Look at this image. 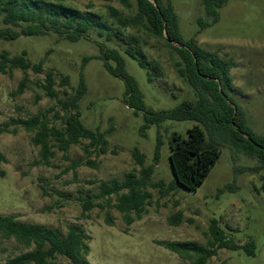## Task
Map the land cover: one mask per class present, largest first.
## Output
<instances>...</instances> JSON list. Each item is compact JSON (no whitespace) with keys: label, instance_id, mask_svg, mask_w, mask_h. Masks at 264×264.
<instances>
[{"label":"rangeland","instance_id":"374dc122","mask_svg":"<svg viewBox=\"0 0 264 264\" xmlns=\"http://www.w3.org/2000/svg\"><path fill=\"white\" fill-rule=\"evenodd\" d=\"M129 1L131 8L121 0L65 1L81 12L99 15L117 33L111 41L92 30L90 37L77 41L53 32L0 40V51L11 55L27 51L33 63L44 62L43 73L29 70L30 82L21 95L15 91L24 72L14 69L0 74V128L4 129L0 132V150L7 158L0 162V214H14L21 222L44 224L63 234L70 224L82 225L90 238L87 258L92 264H191L158 244V240L207 244L209 227L216 219L228 239L241 245L252 239L255 254L243 248H225L209 264H264V167L226 142L225 132L200 124L208 142L217 143L222 154L195 191L179 185L170 159L172 135L178 132L188 137V130L199 122L166 119L144 128L146 113H136L130 106L124 79L109 73L104 61L97 58L99 43L122 51L132 45L141 51L136 53L137 57L123 55L127 71L143 92L147 110H170L183 100L196 98L187 79L176 71L177 53L164 40L133 27L123 28V33L116 31L119 25L111 16L110 7L128 17L137 10L136 0ZM172 2L186 40L194 37L202 48L234 62L230 94L239 103L249 126L264 134V0H228L220 8L219 20L207 27L199 23V19L209 20L202 0ZM1 27L6 25L0 17ZM87 57L94 58L85 63ZM142 58L146 65L140 63ZM49 70L56 74L58 98L48 97L40 85ZM82 73L88 91L79 104L81 120L92 130L106 133L111 129L106 133L109 151L97 154L84 140L72 145L66 154L57 151L51 165L41 164L40 147L32 142L34 132L15 120L41 111L51 125L61 127L66 114L61 101L74 93ZM64 75L70 77V85L62 83ZM159 137L162 146L155 164ZM135 151L145 156L146 165L155 164L147 188L152 196L142 218L128 225L114 197L111 201L95 198L100 205L83 215V200L100 192L102 180H124L126 174L140 169ZM93 160L96 165L89 163ZM179 216L181 219L175 225L173 222ZM28 250L14 238L0 235V264ZM56 261L70 262L64 256H58Z\"/></svg>","mask_w":264,"mask_h":264},{"label":"trees","instance_id":"16d2710c","mask_svg":"<svg viewBox=\"0 0 264 264\" xmlns=\"http://www.w3.org/2000/svg\"><path fill=\"white\" fill-rule=\"evenodd\" d=\"M65 1L67 0H0L1 22L6 25L0 28V40H14L21 35H46L53 32L66 40L77 41L90 37L91 30L109 41L116 36L117 33L111 30L99 15L81 12L67 5ZM121 1L128 8L132 7L129 0ZM227 2L228 0H202L209 20L199 19L200 25L207 27L217 22L220 18V8ZM136 8L135 14L123 17L119 10L110 7L111 16L116 18L119 25L116 31L123 33V28L133 27L164 40L166 45L177 53L179 59L175 61L176 71L187 79L196 98L183 100L170 110H147L143 92L135 77L127 71L123 55L128 53L137 57L136 53L141 54V51L132 45L122 51L117 47L99 43L100 55L97 58L104 61L109 73L124 79L130 106L136 109V113L140 110L146 113L147 124L144 128L150 123L166 119H189L199 122L188 130V137L178 132L172 135L170 159L175 181L187 190L195 191L208 177L222 154L217 143L208 142L206 132L200 124L225 132L226 142L257 159L260 167H264V134L255 132L249 126L239 103L230 94L233 87L230 72L234 62L223 58L216 51L202 48L194 37L186 40L180 31L179 17L172 0H136ZM165 35L177 44L170 42ZM27 55V51L17 55L0 51V74L11 73L14 69L24 72V77L15 91L18 95L23 94L28 87L30 69L36 73L44 72V62L33 63ZM92 58L94 57L85 58V63ZM140 63L146 65L143 58ZM62 83L70 85V77L64 75ZM40 85L48 97H59L56 74L53 71L46 72ZM87 91L88 85L82 73L74 93L61 101L66 110L61 127L51 125L46 113L41 111L27 119L15 120L27 131L34 132L32 142L40 147L41 164L51 165V159L56 156L57 151L66 154L72 145L80 144L84 140L89 141L87 147L93 148L97 154H106L109 151L106 133L111 132V129L106 133L92 130L81 120L79 104ZM3 131L4 129L0 128V132ZM161 146L162 140L159 137L155 164L158 163ZM134 156L140 169L126 174L124 180H102L100 192L95 197L88 195V198L83 200V215L100 205L96 203L95 198L111 201L114 197L116 207L128 225L142 218L146 204L150 203L152 196L147 188L151 185L155 164L146 165L145 156L138 151L134 152ZM4 161H7V158L0 150V162ZM89 163L96 165L94 160ZM94 182L96 181L91 180V183ZM101 207H104L103 204ZM132 212L135 216L131 215ZM180 219V216L176 217L173 223L177 225ZM0 235L14 238L20 245L29 249L4 264H58V256L68 258V264H92L87 258L91 250L88 243L90 238L80 224H70L67 233L63 234L60 229L44 224L21 222L14 214H0ZM209 236L207 244L165 240H158L157 243L189 260L191 264H209L219 250L225 248H243L249 254H255V242L252 239L243 245L237 244L228 239L226 231L216 219L212 220L209 227Z\"/></svg>","mask_w":264,"mask_h":264},{"label":"water","instance_id":"95a60500","mask_svg":"<svg viewBox=\"0 0 264 264\" xmlns=\"http://www.w3.org/2000/svg\"><path fill=\"white\" fill-rule=\"evenodd\" d=\"M166 38L168 39L167 35H165ZM169 40V39H168ZM170 42H172L173 44H177L175 41L169 40Z\"/></svg>","mask_w":264,"mask_h":264}]
</instances>
